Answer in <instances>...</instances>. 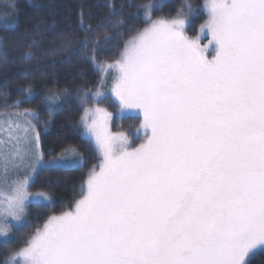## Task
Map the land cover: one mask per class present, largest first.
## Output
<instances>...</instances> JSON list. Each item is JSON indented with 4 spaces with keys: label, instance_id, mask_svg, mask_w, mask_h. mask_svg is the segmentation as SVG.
I'll list each match as a JSON object with an SVG mask.
<instances>
[{
    "label": "snow or ice",
    "instance_id": "obj_1",
    "mask_svg": "<svg viewBox=\"0 0 264 264\" xmlns=\"http://www.w3.org/2000/svg\"><path fill=\"white\" fill-rule=\"evenodd\" d=\"M166 6L162 0L135 6L132 15L142 14L144 26L129 29L114 62L97 63L109 38L94 40L98 29L84 27L83 13V38L63 39L51 51L87 50L102 75L94 88L75 93L83 109L79 126L102 162L87 173L72 209L50 215L23 247L7 248L3 264H251L264 252V0H210L195 39L185 34L194 6L156 17ZM107 8L109 18L120 15L114 3ZM47 55L32 47L23 53L24 101L6 105L23 126L5 121L0 175L25 174L14 181L0 219L5 241L9 220L20 221L29 202H51L48 192H31L33 177L85 163L75 149L48 159L39 129L50 119L20 111L35 96L32 70ZM104 73L119 111L142 116L138 147L124 131H111L113 114L99 106L107 102ZM70 96L49 89L41 97L49 118Z\"/></svg>",
    "mask_w": 264,
    "mask_h": 264
},
{
    "label": "trees",
    "instance_id": "obj_2",
    "mask_svg": "<svg viewBox=\"0 0 264 264\" xmlns=\"http://www.w3.org/2000/svg\"><path fill=\"white\" fill-rule=\"evenodd\" d=\"M205 1L162 0L167 6L163 7L162 11H157L155 16H175L186 3H191L195 12L190 22L185 24L186 28L190 29L205 20ZM110 2L116 5L120 15L109 18L107 4ZM150 3H153V0H0V112L8 110L6 105H11L17 100L24 101L21 86L29 81L22 79L20 75L24 67L20 63L23 53L32 47V50L39 54H49L41 65L33 68L31 82L36 85L35 96L31 103H24L20 109L36 110L41 122L50 119L46 129H39L42 133L41 149L48 159H52L65 148L81 151L78 144L89 143L81 137L79 119L83 109L75 98V93L80 88H94L102 79L99 69L89 61L87 50L50 55L51 51L63 39L73 36L83 38V13L84 27L98 29L93 36L94 40L100 37L103 41L105 34L109 38V42H102L97 51V63L114 62L119 59L124 42L130 38L129 29L133 26H144L142 14L140 17L132 15L135 6ZM130 4L133 6L129 7ZM118 21H123V25L113 28ZM100 25L103 26L98 28ZM107 79L108 89L110 79ZM49 89H66L71 94L59 107L54 106L51 109V118L48 116L49 109L41 103V97ZM83 182L84 177L80 169L54 168L40 172L35 187L49 190L55 203L60 202L61 207L63 198H66L67 207H71L80 198ZM40 207L44 210L38 205V208ZM34 211L35 206H29V222H32ZM6 247L0 243V264H3L6 256ZM251 264H264V252L258 253L251 260Z\"/></svg>",
    "mask_w": 264,
    "mask_h": 264
},
{
    "label": "rangeland",
    "instance_id": "obj_3",
    "mask_svg": "<svg viewBox=\"0 0 264 264\" xmlns=\"http://www.w3.org/2000/svg\"><path fill=\"white\" fill-rule=\"evenodd\" d=\"M210 2V0H206L204 4V11H205V20L201 23L198 24L197 26L191 27L190 29H187L185 26V34L192 39H195L200 36V26L204 24V22L209 18V13H208V8L207 5ZM210 38V37H209ZM208 39L207 38H202L201 39V46L203 47L204 45H207ZM211 58V57H209ZM107 78L110 79V84L108 86V89L106 91V97H107V102L104 104H101L99 106L101 107H106L112 114H113V119L110 124L111 131L117 132V131H124L126 135L130 136V141H131V146L132 147H138L141 143L144 142V131L143 129L140 128V125L142 123V116H137L135 115V110H129V111H124L121 112L117 108L116 100L114 95L111 93V76H109L107 73L103 75V80H108ZM102 82V79H101ZM14 104V103H13ZM12 105V104H11ZM8 110L5 111H11L10 108H7ZM14 111V110H13ZM83 115V111L81 116ZM80 116V117H81ZM80 121V119H79ZM81 129V137L82 139H86L89 141V143H82L80 142L78 145L81 146V151H79L83 158L85 163L81 165H73V166H63L59 167V169H68V170H74V169H80L82 172V175L84 177V182L87 179V173L89 170L92 168L93 165L99 164L102 162V157L100 154L97 152L94 146V142L91 140V138L86 137L83 133V127L79 126ZM1 128V127H0ZM139 129V131H137ZM4 135L0 134V139H3ZM73 150V148H65L62 150L60 153L64 152L65 150ZM59 153V154H60ZM57 156V155H56ZM25 174L24 170H20L19 172H10L8 175L7 179H5L2 175H0V219H2V214L4 212V209L7 207V198L13 195V186H14V181L17 179H22ZM81 175V174H80ZM38 178V177H37ZM32 187H31V192L35 193L37 191H45V190H40L35 187L36 181L33 178ZM83 182V184H84ZM34 185V186H33ZM81 189V187H80ZM48 194L51 197V202L48 201H31L26 205L25 208V214L21 218L20 221H14V220H9V223L13 225L10 229V234L5 241L4 238L0 237V243L5 244L7 248H12L13 250L19 249L20 247H23L25 245L26 239L33 234L38 227L42 228L43 224L47 220V218L50 215H59L63 211L71 210L72 206L67 207V201L65 200L66 198H63V206L61 207V203L59 202L58 204L55 203L54 196L50 193L49 190H46ZM80 199V198H79ZM62 201V200H61ZM38 205L42 206L44 210L38 208ZM29 206H35V215L32 216V222H29L28 220V208ZM67 207V208H66ZM33 212V213H34ZM6 251V250H5ZM7 255V254H6ZM6 259V256L4 257V260ZM3 260V262H4Z\"/></svg>",
    "mask_w": 264,
    "mask_h": 264
},
{
    "label": "crops",
    "instance_id": "obj_4",
    "mask_svg": "<svg viewBox=\"0 0 264 264\" xmlns=\"http://www.w3.org/2000/svg\"><path fill=\"white\" fill-rule=\"evenodd\" d=\"M22 112V111H21ZM8 118H11L10 120H8V123L9 124H12L13 121L17 122V123H20L21 126H23V121L22 119H19L18 117H16L14 115V111H3V112H0V134H3L5 136V133L3 132V127L7 126L5 124V121L8 119ZM41 147V145H40ZM42 150V149H41ZM35 180L37 179V177H33ZM35 183V181H34ZM34 186V185H33Z\"/></svg>",
    "mask_w": 264,
    "mask_h": 264
}]
</instances>
